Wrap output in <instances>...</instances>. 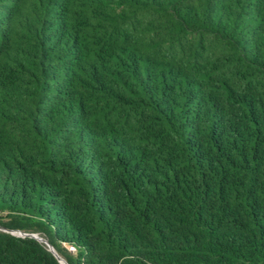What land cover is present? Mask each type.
I'll return each instance as SVG.
<instances>
[{
	"label": "trees",
	"instance_id": "16d2710c",
	"mask_svg": "<svg viewBox=\"0 0 264 264\" xmlns=\"http://www.w3.org/2000/svg\"><path fill=\"white\" fill-rule=\"evenodd\" d=\"M5 230L264 264V0H0V264H60Z\"/></svg>",
	"mask_w": 264,
	"mask_h": 264
},
{
	"label": "water",
	"instance_id": "95a60500",
	"mask_svg": "<svg viewBox=\"0 0 264 264\" xmlns=\"http://www.w3.org/2000/svg\"><path fill=\"white\" fill-rule=\"evenodd\" d=\"M5 231L6 232H10V231H7V230H5ZM32 237L35 238L36 240H38L39 242L44 243L49 248V250L54 254V256L57 258V260L59 261V263L60 264H63V259H61V257H59V255L56 253V251L54 250V248L47 241H45L41 237H34V236H32Z\"/></svg>",
	"mask_w": 264,
	"mask_h": 264
},
{
	"label": "built area",
	"instance_id": "2783aa9c",
	"mask_svg": "<svg viewBox=\"0 0 264 264\" xmlns=\"http://www.w3.org/2000/svg\"><path fill=\"white\" fill-rule=\"evenodd\" d=\"M12 235H14V236H17V237H21V238H25V237H32V236H34V237H39V235L38 234H26V233H23V232H20V231H12V232H10ZM33 238V237H32ZM69 250L71 251V252H75V248L74 247H70L69 248Z\"/></svg>",
	"mask_w": 264,
	"mask_h": 264
},
{
	"label": "bare ground",
	"instance_id": "6f19581e",
	"mask_svg": "<svg viewBox=\"0 0 264 264\" xmlns=\"http://www.w3.org/2000/svg\"><path fill=\"white\" fill-rule=\"evenodd\" d=\"M62 259V258H61ZM63 264H67L66 262H65V260L63 259Z\"/></svg>",
	"mask_w": 264,
	"mask_h": 264
},
{
	"label": "rangeland",
	"instance_id": "374dc122",
	"mask_svg": "<svg viewBox=\"0 0 264 264\" xmlns=\"http://www.w3.org/2000/svg\"><path fill=\"white\" fill-rule=\"evenodd\" d=\"M40 237V236H39ZM42 238V237H41Z\"/></svg>",
	"mask_w": 264,
	"mask_h": 264
}]
</instances>
